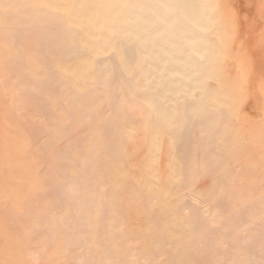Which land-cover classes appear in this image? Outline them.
<instances>
[{"label":"bare ground","instance_id":"1","mask_svg":"<svg viewBox=\"0 0 264 264\" xmlns=\"http://www.w3.org/2000/svg\"><path fill=\"white\" fill-rule=\"evenodd\" d=\"M233 6L0 0V216L23 264H264V32L256 61Z\"/></svg>","mask_w":264,"mask_h":264},{"label":"rangeland","instance_id":"2","mask_svg":"<svg viewBox=\"0 0 264 264\" xmlns=\"http://www.w3.org/2000/svg\"><path fill=\"white\" fill-rule=\"evenodd\" d=\"M235 1L231 0V4L233 2V5H234L233 7L234 8L237 6L236 7V11L238 13V16L243 17L245 15L244 18H241V21L243 19L246 20V21H244V20L242 21L243 22V27H245L244 25L247 26L244 30H246V32H248V30H250L252 28V30H250L252 32H250V31L248 33L244 32V33H246L245 35H246L247 38L251 36V35H248V34H250V33L252 34V36L250 37V40H249V38L247 39L244 36L241 39V40H246L248 44L250 43L248 45L246 43V41H244V43L247 45V47H250L249 48V50H250L251 49V41L252 40H253V43H254L255 41H258V42L261 41L260 39L262 38L263 42H264V38H263L264 36L260 33L261 30H262L261 32H264V30H263L264 29L263 28L264 27V25H263L264 24V22H263L264 19L262 18V14L260 15L258 9L256 7H253V5L257 6V3H256L257 0H255L256 2L254 0L253 1L252 0H250V1L249 0H244V2L246 1L247 6H248V3H251L252 6L249 4L250 7H246V5L243 2V0H235ZM236 3L238 5H240V6L236 5ZM241 3H242V5H241ZM240 14H243V15H240ZM251 16H252V18H251ZM261 19H262V21H261ZM247 22H248V24H244V23H247ZM260 22L261 23L263 22V23L261 24ZM253 24H255L254 27H253ZM259 27H261V28H259ZM257 31L259 32V34H258ZM260 34L262 35V37H261ZM259 35H260V39L256 40L255 37L259 36ZM243 38H245V39H243ZM257 38H259V37H257ZM31 42L32 41H30V40L27 41V44L30 43L29 45H27L28 46L27 49H31V46L33 45V43H31ZM253 43H252V45H253ZM3 44H4L5 50L7 52H9L8 44H6V43H3ZM255 44H256V42L254 43V49H255L256 45H257L256 48L260 47V45H258V44H261V42L257 43L256 45ZM263 45H261V48H259L258 51L255 49L256 52L255 53L253 52L254 56L256 57V58L254 57V60H256L257 58L260 59V58L263 57V55H262V57L259 56V55L262 54V53L260 54V52H262V50H263L262 49ZM252 49L250 51H252ZM254 49H253V51H254ZM253 54H252V56H253ZM263 54H264V52H263ZM262 59H264V57ZM262 59H261V61L258 60V62H255V64L258 65V68L261 69V72H263V70H264V62L262 63ZM1 119L2 118L0 117V124H2ZM8 126L10 128H14V122L9 121L8 122ZM45 163H46V160H45V158L43 156H39L38 158L34 157V160H32L29 163V166H28V164H26L24 169H25V172L28 173L26 178L29 176L31 182L35 184V186H34L35 189H40V190L44 191V200H45V203H46V200L49 199L53 195V192H54L53 188L50 185V180L52 178H54V175H52V174L48 175V174H45L44 172H42V169L45 166ZM13 177L15 178L14 174H13ZM64 201L66 203H63L62 200L57 199V203L61 207H64L65 211H62V213H66V214L62 215V213H61V215H57L59 213L58 210H56V212H54L53 221H54V224H55L54 228H55V231H56V236H55L54 242H52V240H51V242H52V243L50 242L51 246L49 245V248L53 249V254L58 255V258L60 260L62 259V261H63V255H61L59 250L61 251V249L64 248L65 242L67 240V235H66L65 229L62 227V225H61V223L59 221V217L63 216L64 218H67V217L72 218L74 216L73 210L71 209V201L69 199H64ZM20 204H21V207H22L24 205V202H21ZM89 214H91V208L89 210ZM6 221H7L6 218H3L2 215H1L0 216V231L4 235L5 241L0 243V248L3 249V250H6L8 252L7 258L10 261V264H23V259H22L23 255L21 253V250H22V248H24L26 246V241L23 240L21 237H19L17 235H14ZM73 235H74V232L72 233L71 236H73ZM90 251H92L93 254H96V252H97V250H95V249H91ZM49 255H50V253H49ZM50 257H52V255Z\"/></svg>","mask_w":264,"mask_h":264}]
</instances>
